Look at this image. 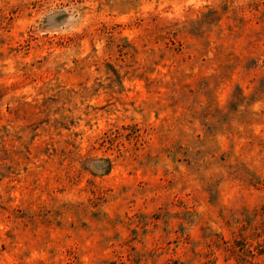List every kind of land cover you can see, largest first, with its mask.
<instances>
[{
	"label": "clouds",
	"instance_id": "clouds-1",
	"mask_svg": "<svg viewBox=\"0 0 264 264\" xmlns=\"http://www.w3.org/2000/svg\"><path fill=\"white\" fill-rule=\"evenodd\" d=\"M0 264H264V0H0Z\"/></svg>",
	"mask_w": 264,
	"mask_h": 264
}]
</instances>
